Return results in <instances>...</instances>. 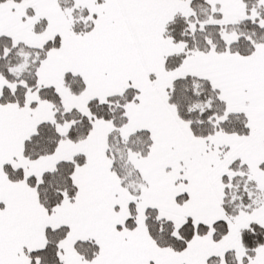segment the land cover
I'll return each instance as SVG.
<instances>
[{
	"label": "snow or ice",
	"instance_id": "snow-or-ice-1",
	"mask_svg": "<svg viewBox=\"0 0 264 264\" xmlns=\"http://www.w3.org/2000/svg\"><path fill=\"white\" fill-rule=\"evenodd\" d=\"M0 264H264V0H0Z\"/></svg>",
	"mask_w": 264,
	"mask_h": 264
}]
</instances>
